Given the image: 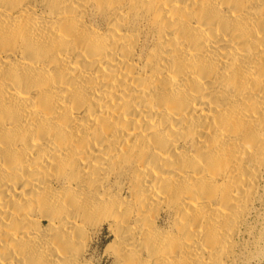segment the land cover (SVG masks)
<instances>
[{"label":"bare ground","instance_id":"bare-ground-1","mask_svg":"<svg viewBox=\"0 0 264 264\" xmlns=\"http://www.w3.org/2000/svg\"><path fill=\"white\" fill-rule=\"evenodd\" d=\"M263 229L264 0H0V264L249 263Z\"/></svg>","mask_w":264,"mask_h":264},{"label":"rangeland","instance_id":"rangeland-1","mask_svg":"<svg viewBox=\"0 0 264 264\" xmlns=\"http://www.w3.org/2000/svg\"><path fill=\"white\" fill-rule=\"evenodd\" d=\"M106 235L107 232L104 228L94 243L99 253L102 251L104 245L108 241L105 239ZM249 250L252 252L254 258H252L249 263L240 262V264H264V229L262 231L259 243L257 245H250Z\"/></svg>","mask_w":264,"mask_h":264}]
</instances>
